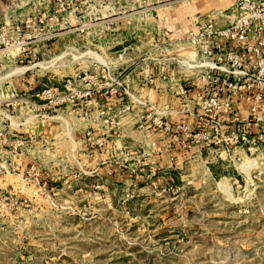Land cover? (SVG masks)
Returning <instances> with one entry per match:
<instances>
[{"label": "rangeland", "instance_id": "rangeland-1", "mask_svg": "<svg viewBox=\"0 0 264 264\" xmlns=\"http://www.w3.org/2000/svg\"><path fill=\"white\" fill-rule=\"evenodd\" d=\"M152 1L141 0V10L155 8L163 17L170 12L171 24H185V31L193 27L192 18H182L185 12L223 11L233 0ZM30 2L0 0V23L26 14ZM132 6L126 3L122 11ZM107 10L106 17L97 13L75 27L65 25L35 61L26 59L22 66L32 67L26 76L2 79L15 69L2 74L0 102L13 93L26 100L29 90L61 87L66 80L79 83L95 69L131 77L164 57L166 48L176 52L181 35L150 33L158 26L156 12L151 19L142 16V31L134 34L132 19H116L122 12L116 3ZM40 114L47 117L24 110L11 115L12 124L24 123L20 131L30 135L22 165L29 170L33 164L40 186L33 177L1 182L28 206L0 207V264H264V144L252 150L237 145L228 155L219 145L179 146L187 159L167 170L156 163L151 176L148 168L132 173L119 160L96 161L82 143L86 123L69 110Z\"/></svg>", "mask_w": 264, "mask_h": 264}, {"label": "built area", "instance_id": "built-area-1", "mask_svg": "<svg viewBox=\"0 0 264 264\" xmlns=\"http://www.w3.org/2000/svg\"><path fill=\"white\" fill-rule=\"evenodd\" d=\"M30 3L26 14L10 15L0 23V76L10 69L25 67L22 65L27 58L35 61L37 53L45 50L65 25L75 27L83 17L91 20L97 13L106 17L109 4L108 0ZM95 5L101 8L100 12ZM194 22L178 37L176 52L181 55L170 54L167 48L168 53L165 50L166 55L158 60L174 71V96L189 101L203 128L192 131L182 124L173 126L164 119L163 112L132 93L130 74L111 73L107 68L99 72L95 69L94 74L84 72L79 83L66 80L61 87L31 89L26 100H18L13 93L0 102V184L7 177L16 176L25 183L33 177L34 184L40 186L33 164L29 170L22 165L30 135L20 131L23 123L13 125L9 118L23 110L40 117H47L41 111L69 110L86 123L82 143L90 152L104 155L102 163L119 160L124 169L134 173L138 168H148L151 176L157 172L156 162L151 160L157 154L156 143L150 141L144 147L130 149L122 137L123 120L137 108L146 114L136 117V128L170 135L172 143L182 149H188L190 144L219 145L228 155L237 145L252 150L264 144V0H233L227 10L198 15ZM175 42L170 46L175 47ZM29 71L7 80L22 78ZM140 82L154 85L155 78L144 75ZM243 101L248 106L245 114L238 110ZM130 160H135L137 166H127ZM26 206L27 199H19L13 188L0 187V207L17 211Z\"/></svg>", "mask_w": 264, "mask_h": 264}, {"label": "crops", "instance_id": "crops-1", "mask_svg": "<svg viewBox=\"0 0 264 264\" xmlns=\"http://www.w3.org/2000/svg\"><path fill=\"white\" fill-rule=\"evenodd\" d=\"M158 1L159 0H154L152 1V3H156ZM108 2L116 3L117 8H120L121 11L124 8V4L126 3L133 4L131 9H129L127 12L118 11L116 14L117 16L116 19L117 20L132 19L131 30L132 33L134 34H140V32L142 31V27L140 25V20L142 16L146 17L147 19L150 17L151 19L154 15V12H156V14L154 15L156 20L155 23L158 26H156L155 24L154 26H156L157 28L152 27L153 30L150 31V33L153 32L154 34H157L158 32H162L161 30L166 31L170 36H174L176 34L181 35L184 33L181 25H185V24H181V23L180 25L171 24V19L173 18V14H171L170 12H166V14L164 13L165 17H163L159 13V11L155 10V8L153 10H150L149 11L150 13H146L145 11L141 10V5H140L141 0H108ZM197 15L198 12H194L193 16L192 14H189V12H185V16L182 18L184 19L187 17H190V19L192 18L191 25L193 26L195 24L194 21ZM161 19L165 20L163 22L164 25H161L160 23L162 22ZM122 29L124 28L122 27ZM166 52L168 53L167 48H166ZM169 53L174 54V52H170V51ZM144 68H148V69H143L142 72L136 73L135 75L131 76L132 83L130 84V89L132 93L140 100H144L148 102L150 105L154 107L156 111L163 112L162 115L164 119L169 121L173 126L182 124L188 130H192V131L203 128L202 122L199 120V117L195 116L194 110H191L189 101H185L181 97L174 96L173 94L174 89L171 88L172 86L171 78H174V71L171 68H167L165 66V62L164 63L163 61L157 62V60L155 62H149V64H147V66ZM144 75L154 77L155 78L154 85H142V82H140V78ZM189 96H191V94H189ZM239 106L240 108L238 110L240 111V113L245 114L248 108L247 102L243 101L240 103ZM146 111L149 112L151 110L147 109ZM141 113L146 114L144 110H142L141 108H137L134 112L129 114L123 120L124 125L121 131H122V137L124 143L132 149L137 147H144L148 145L150 141H154L156 143L157 154L151 156L152 157L151 160L158 163L160 168L166 167V170L174 169L171 168L173 164L176 165L177 163L182 161V159L183 160L187 159L188 156L185 157L184 154L178 153L180 152L178 150L179 145L173 144L171 138L168 135L158 132L156 130H150L146 132L145 128L142 129L136 128V124L138 122V120H136V117L139 116V114ZM85 126L87 127L86 124ZM94 156H96L95 159L96 161L102 162L104 160V155L102 154L94 153Z\"/></svg>", "mask_w": 264, "mask_h": 264}, {"label": "bare ground", "instance_id": "bare-ground-1", "mask_svg": "<svg viewBox=\"0 0 264 264\" xmlns=\"http://www.w3.org/2000/svg\"><path fill=\"white\" fill-rule=\"evenodd\" d=\"M12 55H15L16 54V52H12L11 53ZM35 66V65H34ZM37 66H39V67H47L48 66V63H40V64H38ZM32 67H28V66H25V67H22V68H20V69H15V70H12V71H10L5 77H3L2 79H6V78H8V77H11V76H13V75H17V74H20L21 72H23V71H25V70H30ZM10 119H11V122H12V118L11 117H9ZM28 122V121H27ZM13 123V122H12ZM24 124V123H23ZM14 125H16L15 123H14Z\"/></svg>", "mask_w": 264, "mask_h": 264}]
</instances>
